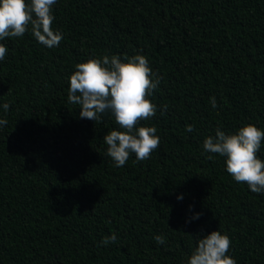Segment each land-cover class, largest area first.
I'll return each instance as SVG.
<instances>
[{"label":"trees","instance_id":"obj_1","mask_svg":"<svg viewBox=\"0 0 264 264\" xmlns=\"http://www.w3.org/2000/svg\"><path fill=\"white\" fill-rule=\"evenodd\" d=\"M53 15L57 47L30 28L0 41V264H186L217 230L236 264H264V194L202 147L217 129L264 131V0H57ZM104 55H143L162 77L138 125L160 145L122 167L103 140L122 130L112 113L83 119L67 99L75 65Z\"/></svg>","mask_w":264,"mask_h":264},{"label":"clouds","instance_id":"obj_2","mask_svg":"<svg viewBox=\"0 0 264 264\" xmlns=\"http://www.w3.org/2000/svg\"><path fill=\"white\" fill-rule=\"evenodd\" d=\"M57 0H0V41L5 38H21L29 28L31 34L42 45L52 48L59 46L62 33L53 29L55 19L53 6ZM7 48L0 44V60H3ZM122 62L118 56L104 55L75 65V71L69 77L67 99L71 104L79 105L80 117L101 122V116L111 112L120 129L107 133L103 140L107 145L106 155L117 167L126 164L131 154L136 162L150 158L160 145V138L154 126H138L141 121L153 118L157 106L149 97L157 90L162 77L153 73L147 57L135 55L125 57ZM212 108L217 107L214 97L210 98ZM7 111L10 105L3 104ZM167 110L164 105L161 114ZM6 119H0V126L7 125ZM187 132L194 127L187 125ZM264 140V131L255 125L240 127L235 134H225L217 129L215 136L203 141V149L210 154L225 158L226 171L237 183H245L250 191L264 194V161L257 153ZM212 159V155H209ZM182 197H178L181 199ZM199 213L192 218L198 219ZM157 244L163 245V235L154 237ZM117 241L112 233L104 237L101 244L107 246ZM231 241L226 234L212 231L199 238L197 246L188 257L186 264H236L227 255Z\"/></svg>","mask_w":264,"mask_h":264}]
</instances>
